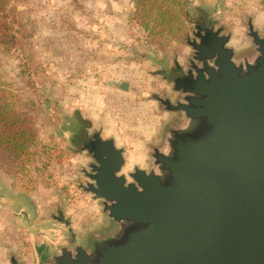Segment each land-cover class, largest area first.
<instances>
[{"label": "rangeland", "instance_id": "obj_1", "mask_svg": "<svg viewBox=\"0 0 264 264\" xmlns=\"http://www.w3.org/2000/svg\"><path fill=\"white\" fill-rule=\"evenodd\" d=\"M185 1V41L164 52L133 19L132 0H9L19 45L0 48V80L21 101L32 96L37 102L38 137L50 159L31 182L0 170V264H10V254L21 264H43L39 249L48 258L60 247L108 231L110 221L101 210L98 222H87L92 209L83 195L93 198L80 185L92 160L80 147L99 131L123 149L122 174L150 168L152 147L162 146L176 117L157 98H179L174 79L166 77L174 76V66L180 78L188 69L192 50L186 40L198 28L201 34L207 27L230 33L228 46L237 58L253 50L245 34L248 18L264 34V0ZM122 81L127 91L113 85ZM83 133L88 143L74 142ZM15 189L22 193L14 195Z\"/></svg>", "mask_w": 264, "mask_h": 264}, {"label": "water", "instance_id": "obj_2", "mask_svg": "<svg viewBox=\"0 0 264 264\" xmlns=\"http://www.w3.org/2000/svg\"><path fill=\"white\" fill-rule=\"evenodd\" d=\"M246 26L253 50L239 58L222 27L187 38L188 69L173 80L180 96L157 98L179 119L148 170L122 174L123 149L99 131L80 147L92 160L80 188L113 227L43 264H264V34L251 18Z\"/></svg>", "mask_w": 264, "mask_h": 264}, {"label": "trees", "instance_id": "obj_3", "mask_svg": "<svg viewBox=\"0 0 264 264\" xmlns=\"http://www.w3.org/2000/svg\"><path fill=\"white\" fill-rule=\"evenodd\" d=\"M132 3L133 19L151 44L166 52L171 44L184 43L190 14L185 0H132ZM17 28L9 0H0V48L3 51L15 50L19 45ZM20 99L0 80V170L31 182L33 173L46 169L50 156L49 149L38 137L37 102L32 96H28L26 102ZM77 125L81 126V122Z\"/></svg>", "mask_w": 264, "mask_h": 264}, {"label": "flooded vegetation", "instance_id": "obj_4", "mask_svg": "<svg viewBox=\"0 0 264 264\" xmlns=\"http://www.w3.org/2000/svg\"><path fill=\"white\" fill-rule=\"evenodd\" d=\"M202 17V15L200 16ZM251 51V50H250ZM249 51V52H250ZM172 73H174V76L173 77H169L166 79L167 80H170V79H175V78H180L181 76V72H180V68L178 66H174L172 68ZM179 119V114H176V117L173 119L172 123L168 124V126H171L172 124H174L175 122H177V120ZM167 126V127H168ZM75 140L79 143H88V137H86V135L83 133V134H80L78 135L77 137H75ZM113 227L112 223L110 222V228L108 229V231ZM108 231H103V232H100L99 234H92V235H89L87 238H86V242L82 245L86 246V247H89L90 243L94 242V241H97V240H102Z\"/></svg>", "mask_w": 264, "mask_h": 264}, {"label": "crops", "instance_id": "obj_5", "mask_svg": "<svg viewBox=\"0 0 264 264\" xmlns=\"http://www.w3.org/2000/svg\"><path fill=\"white\" fill-rule=\"evenodd\" d=\"M5 186V185H4ZM5 193H6V190H5ZM5 193H3V196L1 197V199H3L4 197H6L5 196ZM19 193H22V191H18L17 189H15L14 191H13V194L14 195H17V194H19ZM83 198H85L87 201H88V206H90V208L92 209V211H91V213H92V216L91 215H87V217H89V221H87V222H92V220L93 221H95V222H98L99 221V217H98V213H100V208H96V201H94L93 199H90V197L88 198V196L87 195H83ZM82 204V203H81ZM87 225H89L88 223H87ZM70 239V243H74V241H73V238H69ZM38 252H39V254H41V257H44L45 255L42 253V250L41 249H39L38 250ZM58 253V252H57ZM47 258H45L44 259V261L46 260Z\"/></svg>", "mask_w": 264, "mask_h": 264}]
</instances>
